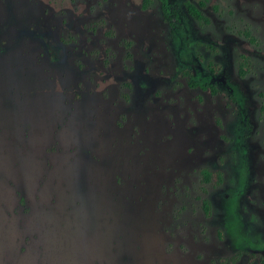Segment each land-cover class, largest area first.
I'll return each instance as SVG.
<instances>
[{
	"label": "rangeland",
	"instance_id": "1",
	"mask_svg": "<svg viewBox=\"0 0 264 264\" xmlns=\"http://www.w3.org/2000/svg\"><path fill=\"white\" fill-rule=\"evenodd\" d=\"M184 1L0 0V264H259L264 0Z\"/></svg>",
	"mask_w": 264,
	"mask_h": 264
},
{
	"label": "trees",
	"instance_id": "2",
	"mask_svg": "<svg viewBox=\"0 0 264 264\" xmlns=\"http://www.w3.org/2000/svg\"><path fill=\"white\" fill-rule=\"evenodd\" d=\"M152 1L154 0H140V7L146 8ZM158 5V10L160 12V15L162 19L170 26L172 24L170 18L173 15H176V13L173 11V9L170 8V3L168 0H155ZM204 0H196L195 3H192L190 1H184L183 2V8L185 13L194 21L196 22H205L206 18L203 16L200 8L203 6ZM207 71L208 73L204 75H200L196 70H193L192 72H187V78H186V85L190 88H208L211 92L215 91V88L213 86V74L215 72V68L211 65H207ZM202 175L205 177L207 175L206 171H202ZM202 203L204 206H206V201L202 200ZM259 264H264V255L259 254Z\"/></svg>",
	"mask_w": 264,
	"mask_h": 264
}]
</instances>
